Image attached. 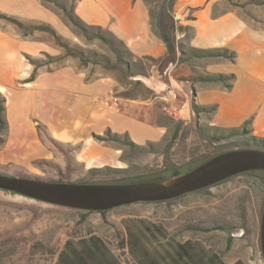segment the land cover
Here are the masks:
<instances>
[{
    "label": "crops",
    "instance_id": "0c3cea01",
    "mask_svg": "<svg viewBox=\"0 0 264 264\" xmlns=\"http://www.w3.org/2000/svg\"><path fill=\"white\" fill-rule=\"evenodd\" d=\"M191 1L198 0L174 2L172 54L150 16V9H159L161 2L75 1L74 13L86 25L100 26L124 41L133 63L125 54L120 60L112 50V54L104 53L111 58L109 63L84 61L63 51L53 56L44 51L41 39L26 36L18 25L0 18V93L6 98L4 115L13 136L6 148L10 160L38 155L30 140L49 152L35 122L57 140L80 144V158L90 169L123 167L121 154L124 147L131 148L130 141L142 148L162 146V154H185L179 122L188 123L196 115L205 114L201 119H207L211 127L245 126L251 135L264 139V2L241 6L231 0V6L215 17L208 3L197 6L196 18L191 20L182 17ZM0 13L18 19L56 17L43 0H0ZM195 49H228L235 57H201L192 52ZM48 54L55 57L51 68L42 61ZM61 58L67 62L55 64ZM138 59L151 67L153 76L133 71ZM195 60L203 66H194ZM157 64L164 72L180 66L185 75L200 69L201 74L193 75L191 81L197 89L194 104L185 99L174 111L173 99L168 103L154 93ZM213 74L233 77L225 81L201 78ZM170 81L183 86L173 75ZM171 202L161 201L159 212L148 205L152 203H133L135 209L113 211L111 217L110 210L79 209L77 226L84 227V232H68L52 247L49 264H252L247 251L234 250V234L187 225ZM93 236L99 240L80 241Z\"/></svg>",
    "mask_w": 264,
    "mask_h": 264
},
{
    "label": "rangeland",
    "instance_id": "374dc122",
    "mask_svg": "<svg viewBox=\"0 0 264 264\" xmlns=\"http://www.w3.org/2000/svg\"><path fill=\"white\" fill-rule=\"evenodd\" d=\"M146 1L154 4L158 0ZM240 1L242 0H235L234 3L245 6L248 3L264 2V0H243L244 4H242ZM43 2L56 12V17L50 20L16 19L26 25L25 28L18 25L26 36L31 35L44 42L46 45L44 51L53 56L58 55L59 51L65 54L66 49L59 43V37L73 49L82 48L86 53L89 50H95L99 53L112 54L108 43L96 37L89 39L82 28L72 22L66 13V11L71 12L72 2L67 0L57 3L48 0H43ZM208 3H212L214 17L222 14L232 4L231 0L191 1L182 17L191 20L196 18L194 16L196 7ZM0 18L14 23L7 18ZM47 27H50V30ZM102 33L108 37L111 35L105 31ZM48 55H44L42 61L46 63V67L51 68L52 59L51 55ZM125 55L133 63L134 56L129 50H126ZM190 55V49L187 47L186 57ZM65 62H67L66 58H61L55 64ZM193 64L199 68L203 66L198 63V60H195ZM133 65V71L136 73H144L148 78L153 76L151 67L146 66L141 59ZM155 66L157 73L152 81L156 89L154 93L163 96L166 92H170V99H173L171 110L178 109L185 99H190L194 104L193 98L197 89L193 86L195 83L191 81L193 75L201 74L200 69H196L193 75H185L181 72L180 66L175 65L170 74H166L160 70L159 64ZM146 67L149 68L148 72L145 71ZM172 75L180 85L183 84L182 87H179L175 81L172 85L170 81ZM214 75L219 74L210 76ZM16 116L19 117L17 113ZM202 117L196 115L188 123L185 120L179 122V128L183 131L180 143L181 147L184 145L185 154L183 155H177L174 152L170 155L162 154V146L152 148L147 146L143 149H132L126 146L121 154L123 167L94 169L88 168L80 158V144L65 143L53 138L44 126L37 122L35 124L39 127L42 142L48 147L49 152L46 151V153L41 145L30 140L31 147L37 149L38 155H34L29 160L28 157L19 158L18 161L10 160L11 156L6 148L9 142L13 143V136L7 129L0 136V173L64 182L120 183L151 178L164 172L166 166H175L180 171H186L220 152L252 146L249 142L250 133L229 134L231 129L211 127L207 119H201ZM116 168L125 171L111 170ZM92 171L96 172L92 173ZM170 201L176 207L175 209L180 211V215L186 218L187 225L190 223L189 225L198 227H225L226 233L237 237L234 250L243 253L247 251L252 264H264L260 243L261 216L264 206L263 170L241 173L210 187L170 199ZM148 203H152L148 205L160 211L161 201ZM132 207H134L133 204L111 209L108 216L111 217L113 211L135 209ZM76 213L81 212L77 208H68L0 189V264H49L50 255L54 251L52 247L64 240L68 232H84V227L77 226L81 220Z\"/></svg>",
    "mask_w": 264,
    "mask_h": 264
},
{
    "label": "water",
    "instance_id": "95a60500",
    "mask_svg": "<svg viewBox=\"0 0 264 264\" xmlns=\"http://www.w3.org/2000/svg\"><path fill=\"white\" fill-rule=\"evenodd\" d=\"M255 170L264 171V150L241 147L220 152L188 171L175 172L162 179L85 183L18 177L1 172L0 189L66 207L107 211L138 202H159L178 198L235 175ZM260 243L264 257V206Z\"/></svg>",
    "mask_w": 264,
    "mask_h": 264
},
{
    "label": "trees",
    "instance_id": "16d2710c",
    "mask_svg": "<svg viewBox=\"0 0 264 264\" xmlns=\"http://www.w3.org/2000/svg\"><path fill=\"white\" fill-rule=\"evenodd\" d=\"M48 1H54L57 3V2L63 1V0H48ZM67 1L72 2L71 12L66 11L69 18L72 20V22L79 25L89 39H93L96 37V38H100L101 40L108 43L110 48L112 49V51L116 54L117 58L122 60L124 57V54L126 52V46H125L124 41L117 39L116 37H114L112 35L111 32L104 30L100 26L92 27V26L86 25L74 13V3L76 0H67ZM158 1L161 2L160 8L157 10H154V11H153V9H150V16L152 18V23L154 24L155 28L160 33L163 40L166 42L167 47H168V52H170V54H172V52L175 50V43H176L175 42L176 39H175V35H174L175 34V20H174V16L172 13L175 0H158ZM62 6H63V4H62ZM63 8H64V10H66L65 7H63ZM0 17L7 18L8 20L14 22L15 24L19 25L22 28L26 27V25L22 21H20L16 18L9 17V16L2 14V13H0ZM47 28H49V30H50V27H47ZM91 29H93L94 31H90ZM103 31L111 34L110 37L104 35L102 33ZM53 32H55V31L53 30ZM58 41L66 49L65 55L78 56V57L82 58L84 61H90V60L95 61V62L104 61V62H108V63L111 61V58L104 53H99L95 50H89L88 53H86V51L82 48L73 49L69 44L63 42L59 37H58ZM192 52L195 55L201 56V57H203V56H224V57H227L230 59H233L235 57V52L230 51L228 49H220V50H210V49L209 50H196L195 49ZM28 58L30 59V61L34 62L35 64H39L38 61L32 59L31 57H28ZM50 58L54 59L55 57L51 56ZM154 60H156V59H154ZM34 77H35V73L32 75L30 80H32ZM232 77H233V75H214V76H202L201 78L204 81H225V80L231 79ZM227 86H230V84H227ZM5 102H6V98L3 97L2 94L0 93V133L5 132V130L7 129V124H8L7 120L5 118V115H4ZM240 132L244 133V134L250 133V131L247 130L244 126L243 129H240V128L231 129L229 134H237ZM98 138L103 139L104 137L98 136ZM115 138L117 139V137H115ZM249 142L252 145L251 148H258V149L264 150V139L263 138L251 135ZM129 145L132 149L133 148L134 149L135 148L143 149L142 147L135 145L132 141H130ZM210 157H212V156H210ZM210 157H208V158H210ZM208 158H206L205 160H207ZM205 160H203V161H205ZM202 162H200V163H202ZM200 163H198L197 165H199ZM111 170H113L115 172H124L125 171L124 169H119V168L111 169ZM188 170H190V169H188ZM188 170H186V171H188ZM93 172H96V171H92V173ZM168 172H171V173L169 174ZM175 172L181 173V172H185V171H180V169L175 167V166H170V167L166 166V170L164 172L158 173V174L152 176L151 178L144 179V180H155V179L166 178V177L171 176ZM137 181H143V180H130L128 182H137ZM102 212H105V211H102ZM209 228H222V229H224L225 227L219 226V227H209ZM209 228H206V229H209ZM87 240L95 241V240H99V238H96L95 236H93L89 239H80V241H87ZM69 241H72V240L70 239V240H68V242Z\"/></svg>",
    "mask_w": 264,
    "mask_h": 264
},
{
    "label": "built area",
    "instance_id": "2783aa9c",
    "mask_svg": "<svg viewBox=\"0 0 264 264\" xmlns=\"http://www.w3.org/2000/svg\"><path fill=\"white\" fill-rule=\"evenodd\" d=\"M172 71V67L168 68L165 73L166 74H170V72ZM163 98L164 101L169 102L170 98H171V93L170 92H166L163 96H161Z\"/></svg>",
    "mask_w": 264,
    "mask_h": 264
}]
</instances>
